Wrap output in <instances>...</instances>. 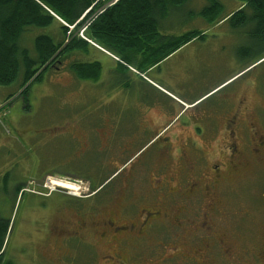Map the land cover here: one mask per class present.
<instances>
[{"label":"rangeland","instance_id":"obj_1","mask_svg":"<svg viewBox=\"0 0 264 264\" xmlns=\"http://www.w3.org/2000/svg\"><path fill=\"white\" fill-rule=\"evenodd\" d=\"M218 2L222 7L221 18L231 15L241 6L238 0ZM205 7H208L207 0H189L179 10L182 21L179 28L163 30L179 35L196 30L202 33L203 38L193 40L185 46L186 49L163 64L158 72L147 75L159 86L158 91L128 71L124 72L126 79L123 81L127 87L119 84L121 77L116 78L111 69L105 71L101 81L96 83L78 80L69 69L71 64L92 62V58L99 63L105 61V57L94 50V47H101L87 40L84 33L80 36L82 29L77 32L78 37L94 49L88 46L85 52H76L61 62L57 61L53 68L42 73L40 82L30 86L27 95L18 96L21 93L22 74L11 85L0 86V215L11 218L13 222L0 264L6 261L12 264H52L36 251L41 247V254L46 259L54 258L57 254L58 242L54 239L37 242L42 240L54 221L51 218L53 209L48 208L56 203L67 208H81L85 197L93 195L88 182L58 172L70 167L71 171L75 165H71L70 161L75 158L80 160L81 167L90 170L92 161L103 155L101 150L104 143L110 140L106 131L102 132L104 130H116L113 141L118 144L125 143L127 139L124 137L132 135L127 143L128 153L142 148L145 150L158 138L157 134L136 131L141 129L139 125L143 123V116L151 119L150 116L156 114L157 111L148 112L155 103H165L168 111L174 113L181 110L177 101L187 104L197 100L190 111L185 109L187 112L175 119L177 121L182 117V122L185 120L183 115L187 116L193 111L207 114L226 110L228 105L225 98L237 91H244L247 96V120L257 127V135L264 139V42L251 38L249 26L233 29L226 22L210 25L199 15ZM177 17L178 14L171 13L167 25H172ZM40 35L50 36L57 43L61 39V29L55 22L48 27H29L22 35L20 45L29 51L31 57L35 56L33 41ZM114 69L121 71L116 67ZM11 96L13 99L6 105ZM123 99L125 103L121 104ZM170 114L166 113L165 119ZM112 124L115 125L108 127ZM190 124L200 126L198 123ZM97 134L98 141L102 140L101 145L95 144ZM91 140L93 143L89 147ZM75 143H79V148ZM115 143L113 152L118 151V144ZM96 145L101 150L98 151ZM142 172L144 179L153 175L152 170L147 172L144 167ZM259 172L250 174L242 188L234 185L232 208L228 209V223L232 227L230 234L241 253L244 250L256 252L259 244L258 233L252 239L244 231L238 234L239 230L236 229L239 225L240 229L252 228V221L258 220L252 209L263 206L260 196L264 192V170ZM116 182L117 178L112 184ZM55 183L73 187L70 186V189L68 186L64 190L56 187ZM17 186L23 189L18 195L15 194ZM70 190L76 194L71 196L75 200L62 196L63 193L69 194ZM105 192H109V189L105 188L97 197ZM49 194L51 196L47 198ZM116 201L111 200L105 209L117 212ZM245 209H250L249 217L243 219ZM72 220L77 224L75 216ZM65 221L66 218H63V225ZM36 244L39 246L36 247ZM105 246V243H101L103 249ZM35 247L36 250L33 249Z\"/></svg>","mask_w":264,"mask_h":264},{"label":"flooded vegetation","instance_id":"obj_2","mask_svg":"<svg viewBox=\"0 0 264 264\" xmlns=\"http://www.w3.org/2000/svg\"><path fill=\"white\" fill-rule=\"evenodd\" d=\"M225 101L226 110L183 115L181 123L200 126L165 131L145 150L128 153L132 135L118 144L113 141L115 131H102L110 138L102 148L112 151L108 161L123 166L112 177L117 182L109 192L85 197L81 208L57 203L48 208L54 221L37 242L54 239L57 254L46 259L41 247L36 250L39 244L33 249L52 264H264V192L263 206L252 209L258 218L252 228L236 227L238 234L244 231L252 239L258 233L256 252H240L228 223L234 185L242 188L250 174L264 170V139L247 120L244 91ZM100 142L97 134L95 144ZM88 143L92 146L93 140ZM142 167L153 175L142 178ZM111 200H117L115 213L105 209ZM249 210H243V219Z\"/></svg>","mask_w":264,"mask_h":264},{"label":"trees","instance_id":"obj_3","mask_svg":"<svg viewBox=\"0 0 264 264\" xmlns=\"http://www.w3.org/2000/svg\"><path fill=\"white\" fill-rule=\"evenodd\" d=\"M188 1L121 0L115 6L100 11L102 3L99 0H0V86L11 85L22 74L21 93L18 96L27 95L30 86L40 82L42 73L53 68L57 61L61 62L76 52H85L90 44L77 35L83 28L87 40L109 52L116 51L120 60L126 64H131L132 57L138 53L146 58L164 49L163 56L152 60L156 64L193 40L203 38L202 33L196 30L168 39L157 33L155 37L145 40L140 37L142 31L153 28L157 16L162 15L166 8L175 10V15L180 16L178 11ZM238 1L241 2V8L225 18H221L222 7L218 0H207L208 7L202 9L199 15L210 25L226 22L233 29L249 26L251 38L264 42V0ZM54 22L61 29L60 41L55 43L50 36L36 37L33 41L35 56L31 57L29 51L20 45L22 35L29 27H48ZM70 27L73 29L70 30ZM161 41L164 43L161 44ZM69 69L78 80L96 82L100 66L97 62H75ZM139 70L143 72L142 68ZM11 99L12 96L5 104ZM75 145L79 148V143ZM101 151L103 155L94 158L90 170L81 167L80 160L75 158L70 161L71 165H75L71 171L70 167L58 173L88 182L92 193L101 192L105 188L110 191L112 177L123 166L108 161L112 158V151ZM22 190V187L17 186L15 194L18 195ZM12 225L11 218L6 219L0 215V262ZM5 264L12 262L6 261Z\"/></svg>","mask_w":264,"mask_h":264},{"label":"crops","instance_id":"obj_4","mask_svg":"<svg viewBox=\"0 0 264 264\" xmlns=\"http://www.w3.org/2000/svg\"><path fill=\"white\" fill-rule=\"evenodd\" d=\"M240 8H241V6L238 8V10ZM171 11L172 10L166 8L164 13H162V15L157 16L156 22H155L153 28H148L147 30L142 31L141 33H143V34L140 37L145 40L148 38L155 37L154 34H156V33L160 37L166 38V39H168L169 37L181 36L179 34H176L174 31L173 32H167V33L163 32V30L177 29L181 25L182 21L180 19V16L177 17V20H174L175 22L172 23V25H167V23L169 24L168 21H169L171 13L175 14V10H173L172 12ZM179 14H180V12H179ZM162 43H164V41H161V44ZM89 46L91 48H93L91 45H89ZM185 46L179 48L173 54L167 56L166 58L157 62L156 64L152 60L153 59L158 60L160 56H163L164 55V49H162V50L156 52L154 55H152L150 57H146V58L143 57L142 53H138L132 57L133 62L131 64H126L125 62L120 60V56L116 53V51H114V52L110 51L109 52L100 46L104 50V51H101L97 48L94 49L95 48L94 47L93 48L94 50L100 52L105 57V61L103 63L102 62L99 63L97 61H94V58H92L90 60L92 62H87V63L97 62L99 64L100 70H99V75H98L97 81H101V78L104 75V72L105 71L108 72V70L111 69L116 74V78L120 79V77H121V82L119 84H121L123 86V85H125V83H123V81L126 79V74H124V72L128 71L130 75L140 78L142 81L147 82L148 83L147 85L150 86L153 90L158 91V89H160L159 86L153 80H150L149 78H147V75H150L151 73L158 72L160 70V67L163 66V64H165L166 62L173 59V57L175 55L179 54L182 50L186 49L187 47H185ZM101 66H104L102 73H101V70H102ZM114 67H116L118 70H121V71L116 72ZM140 68L143 69V72H140V70H139ZM144 76L147 79H145ZM87 81L90 82L89 80H86L83 82H87ZM127 86L128 85H125L124 87H127ZM157 87H158V89H157ZM116 96H118V95H116ZM112 98L115 99L114 97H112ZM128 101H129V99H128ZM195 102H197V101H193L191 103L186 104L185 102L177 101V104L181 107V110L179 112L175 111L174 113H171L170 111H168V109L165 106V103L158 102V103L153 104L148 109V112L150 113L152 111H157L156 114L151 115L150 116L151 119L143 116V123H141L139 125V128H141V129L137 130L136 132L137 133H146V132L151 131L152 133L159 135V134H163L165 131L172 132V133L183 132V131H193L194 127L190 124V122L181 123L180 120L176 121L175 119L181 114L182 108L189 109L191 107V105H193ZM124 103H125V101L123 99V102L121 104H124ZM166 113L167 114L171 113V114L165 119ZM145 122H148V123L150 122V123L148 124ZM114 125L115 124H112V125H109L108 127H113ZM149 128H151V130H149ZM184 128H189V129L185 130ZM113 131H116V130H113Z\"/></svg>","mask_w":264,"mask_h":264},{"label":"built area","instance_id":"obj_5","mask_svg":"<svg viewBox=\"0 0 264 264\" xmlns=\"http://www.w3.org/2000/svg\"><path fill=\"white\" fill-rule=\"evenodd\" d=\"M101 3H102V11L103 10H105V9H107V8H110V7H112V6H114L115 4H117V3H119L121 0H99ZM83 18V17H82ZM82 18H80L79 19V21L82 19ZM61 23H63L62 21H61ZM73 29V27H70V30H72ZM84 30H85V28H83L82 30H81V34H80V36L82 37V34L84 33ZM68 186H71V187H73L72 185H68ZM75 188V187H74ZM75 190H76V188H75ZM74 192V191H73ZM71 190L69 191V194L70 195H72V196H75L74 194H72L73 193Z\"/></svg>","mask_w":264,"mask_h":264},{"label":"bare ground","instance_id":"obj_6","mask_svg":"<svg viewBox=\"0 0 264 264\" xmlns=\"http://www.w3.org/2000/svg\"><path fill=\"white\" fill-rule=\"evenodd\" d=\"M100 11H102L101 9H99ZM99 11V12H100ZM56 187H58V188H61V189H65V188H67L68 186H66V185H61V184H59V183H55L54 184ZM69 188L71 189V187L69 186Z\"/></svg>","mask_w":264,"mask_h":264},{"label":"water","instance_id":"obj_7","mask_svg":"<svg viewBox=\"0 0 264 264\" xmlns=\"http://www.w3.org/2000/svg\"><path fill=\"white\" fill-rule=\"evenodd\" d=\"M97 191V190H96ZM94 194V193H93Z\"/></svg>","mask_w":264,"mask_h":264}]
</instances>
